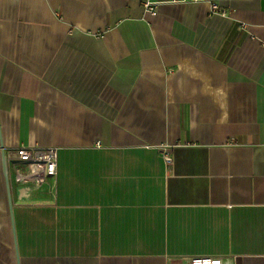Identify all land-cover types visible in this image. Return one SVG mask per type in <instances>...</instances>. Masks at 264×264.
<instances>
[{
	"label": "crops",
	"instance_id": "obj_1",
	"mask_svg": "<svg viewBox=\"0 0 264 264\" xmlns=\"http://www.w3.org/2000/svg\"><path fill=\"white\" fill-rule=\"evenodd\" d=\"M20 145L56 188L11 213L0 153V264H264V0H0Z\"/></svg>",
	"mask_w": 264,
	"mask_h": 264
},
{
	"label": "built area",
	"instance_id": "obj_2",
	"mask_svg": "<svg viewBox=\"0 0 264 264\" xmlns=\"http://www.w3.org/2000/svg\"><path fill=\"white\" fill-rule=\"evenodd\" d=\"M185 2L187 0H171ZM197 1V0H192ZM143 9L150 16H156L157 6L144 2ZM211 11L223 13L218 5L211 4ZM100 147V143H96ZM165 149V148H162ZM57 151L51 146H17L4 150L11 198L13 203L37 201L36 197L51 196L56 188ZM166 162L170 158L165 155ZM178 264H231L228 258L195 257Z\"/></svg>",
	"mask_w": 264,
	"mask_h": 264
},
{
	"label": "water",
	"instance_id": "obj_3",
	"mask_svg": "<svg viewBox=\"0 0 264 264\" xmlns=\"http://www.w3.org/2000/svg\"><path fill=\"white\" fill-rule=\"evenodd\" d=\"M0 153H1L2 173H3V177L5 181L7 200H8L9 210L12 213V200H11L10 184H9V179H8V169H7L4 150L2 148L0 150Z\"/></svg>",
	"mask_w": 264,
	"mask_h": 264
}]
</instances>
